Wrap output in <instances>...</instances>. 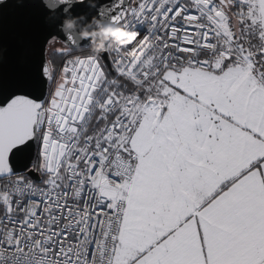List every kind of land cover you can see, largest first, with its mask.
<instances>
[{
	"label": "snow or ice",
	"instance_id": "snow-or-ice-1",
	"mask_svg": "<svg viewBox=\"0 0 264 264\" xmlns=\"http://www.w3.org/2000/svg\"><path fill=\"white\" fill-rule=\"evenodd\" d=\"M85 3L0 0V264H264V0Z\"/></svg>",
	"mask_w": 264,
	"mask_h": 264
},
{
	"label": "clouds",
	"instance_id": "clouds-1",
	"mask_svg": "<svg viewBox=\"0 0 264 264\" xmlns=\"http://www.w3.org/2000/svg\"><path fill=\"white\" fill-rule=\"evenodd\" d=\"M60 31L72 35L78 42L87 40L86 53L100 56L118 48H125L138 38V34L103 18L66 14L59 24Z\"/></svg>",
	"mask_w": 264,
	"mask_h": 264
},
{
	"label": "water",
	"instance_id": "water-1",
	"mask_svg": "<svg viewBox=\"0 0 264 264\" xmlns=\"http://www.w3.org/2000/svg\"><path fill=\"white\" fill-rule=\"evenodd\" d=\"M92 3L95 4V7H92L90 4H88L87 0H86L85 5L74 4L72 8L70 9V11L73 16H77V17L83 16L87 20H91L92 17L101 18L99 15V9L101 7L110 5L111 0H92ZM61 8H63V6H61ZM78 43H79L80 48H87L89 46V41L87 40L80 41ZM104 55L106 56L107 53H105ZM106 62L109 63V61H106Z\"/></svg>",
	"mask_w": 264,
	"mask_h": 264
},
{
	"label": "trees",
	"instance_id": "trees-1",
	"mask_svg": "<svg viewBox=\"0 0 264 264\" xmlns=\"http://www.w3.org/2000/svg\"><path fill=\"white\" fill-rule=\"evenodd\" d=\"M87 48H81V49H77V51H80V50H83V51H86ZM58 62H59V59H58Z\"/></svg>",
	"mask_w": 264,
	"mask_h": 264
},
{
	"label": "built area",
	"instance_id": "built-area-1",
	"mask_svg": "<svg viewBox=\"0 0 264 264\" xmlns=\"http://www.w3.org/2000/svg\"><path fill=\"white\" fill-rule=\"evenodd\" d=\"M109 63H110V60H109Z\"/></svg>",
	"mask_w": 264,
	"mask_h": 264
}]
</instances>
